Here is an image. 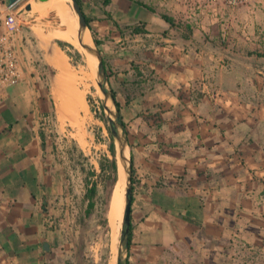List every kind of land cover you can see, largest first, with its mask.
<instances>
[{"label": "crops", "instance_id": "0c3cea01", "mask_svg": "<svg viewBox=\"0 0 264 264\" xmlns=\"http://www.w3.org/2000/svg\"><path fill=\"white\" fill-rule=\"evenodd\" d=\"M107 1L85 16L131 158L127 264H264V0L222 10L227 41L219 19L170 25ZM19 34L24 79L0 87V264H94L86 154L48 133L90 107L72 82L36 77ZM60 94L78 105L61 113Z\"/></svg>", "mask_w": 264, "mask_h": 264}, {"label": "rangeland", "instance_id": "374dc122", "mask_svg": "<svg viewBox=\"0 0 264 264\" xmlns=\"http://www.w3.org/2000/svg\"><path fill=\"white\" fill-rule=\"evenodd\" d=\"M31 1H34L36 5L41 4L37 0ZM80 1L82 3L83 12L87 17H89L90 13L94 12L97 8V0ZM136 1L144 4L153 12L159 15L164 14L171 18L173 14L179 10V5L174 0ZM66 3L71 8L73 14H75L72 9L71 2L67 1ZM223 9L225 8L222 5L221 1L218 3L217 7L214 8V10L211 11L210 9L209 12L205 13L204 19L209 22L213 20L217 22L216 19L219 18ZM261 10L262 19L264 20V8H262ZM30 11L24 10L17 19L21 24L19 32H22L25 35L26 40L28 39L29 42L27 44L26 55L28 56L29 60L31 59L33 61L34 66L39 68L38 76L36 74V77H39V79L42 80L45 79L48 84L52 82L55 83L57 79H61L64 81L65 77H69L68 79L76 87H78V89L81 91V94L86 97V100L90 107L89 112L86 111L84 113H81L80 117L78 118L79 123L74 126L75 128L65 127L61 133H58L55 124L48 128L49 134H53L55 138H58L59 136L61 137L62 140H59V143H69L73 147H78V151L83 150L85 152L86 156L84 157V165H86V171L92 175L91 181H93V184L96 185L97 194L95 198V208L92 214L89 216L90 218L88 221L89 228H91L89 229V236H87L90 240V250H86L84 254L85 258L88 261H93L96 257L97 260L94 264H116V245L118 247L117 240L119 239L120 230L118 234L116 231L118 221L114 228H112L108 224V208L105 209V201L108 198V195L110 196L111 193L109 192L108 194L107 192V187L109 186L110 181L104 180V178L100 174L99 169V162H101L103 158H112L108 151V146L110 143L108 119H112L113 116L109 114L104 109V107L106 106L112 112H114V107L109 100L105 101L104 96L97 85L98 81H100L97 74L95 75L94 80L93 69L83 46L77 45L75 42L71 43L66 38L57 35L45 37L43 38V40L38 38L26 24L24 19ZM217 30H220L219 26L216 28V31ZM57 41L69 43L73 46V50L68 48L62 50L57 45ZM22 42L24 43V39H22ZM54 47L60 48L63 53L60 52L62 53L61 55L57 54V59L55 58L57 60V63L55 66H52L51 64H49V62L51 63L49 59L48 62L46 61V56L52 51ZM93 47L97 49L95 45H93ZM74 52H77L79 56H75ZM58 56L63 57L65 71L62 66L58 65L60 64ZM21 59L23 62H26L25 57H21ZM68 79H65L66 81L64 82H68ZM56 101L57 110H59L60 103H62L61 96H58L56 98ZM74 103L78 105V101L76 99L74 100ZM60 109L66 110V107L61 106ZM62 133H64L65 136H62ZM93 165L96 166V171L98 173L95 176H93L95 171ZM124 257L126 259L125 255Z\"/></svg>", "mask_w": 264, "mask_h": 264}, {"label": "bare ground", "instance_id": "6f19581e", "mask_svg": "<svg viewBox=\"0 0 264 264\" xmlns=\"http://www.w3.org/2000/svg\"><path fill=\"white\" fill-rule=\"evenodd\" d=\"M67 1L70 2V0H45L43 2H40L41 6L36 5L34 1H31L30 2L31 3V11L24 18L26 24L34 32V34L42 40L45 37L57 35V36L66 38L71 43L75 42L77 45H82L83 48H84V45L92 48L93 47V41L91 39L90 32L88 30H85L84 32H81L78 30L77 17L75 14H73L71 8L67 5V3H66ZM84 50L86 51L87 56L90 60V64H91L92 69H93V76H94V80H95L96 69H97V65H98V59L96 56H94L90 52H88L85 48H84ZM57 54L61 55L62 53L57 52ZM57 54L55 56L56 59H57ZM55 58L51 62L52 66H55L57 63V60ZM61 60L62 61L59 60L60 64H58V65L62 66L64 71H65V64H63L64 62H63L62 56H61ZM68 78L65 77V79H68ZM65 79H64V81H66ZM57 81H59V80L57 79ZM68 81H70V80L68 79ZM65 85H67V83ZM58 88L60 90L59 86H58ZM63 90H65V89L63 88ZM63 94H60V96H62L61 100H63V98H66V100H68V102L73 105L75 98L70 96V94H67L66 96ZM80 97L83 99L82 94L80 95ZM60 106L64 107L63 105H61V103H60ZM60 106H59V108H61ZM74 109L72 108V110H74ZM85 110L87 111V109H85ZM58 111L61 112V110H58ZM124 153H125V157L127 159L129 157V152H128L127 147L125 148ZM117 166H118V171L122 175V178L125 179V176L123 177L122 166L119 162L117 163ZM123 185L124 184L121 182L118 185V187L116 188L117 191H115L113 193V196L110 199V205H109L108 211H107V220H108L109 226L114 228L117 221H118L117 226H116V231L118 234H119V230L121 227L122 213H123V208H124V188H123L124 186ZM117 243H118V240H117ZM117 248L118 247L116 245V249ZM116 256H117V254H116Z\"/></svg>", "mask_w": 264, "mask_h": 264}, {"label": "built area", "instance_id": "2783aa9c", "mask_svg": "<svg viewBox=\"0 0 264 264\" xmlns=\"http://www.w3.org/2000/svg\"><path fill=\"white\" fill-rule=\"evenodd\" d=\"M178 3L179 8L173 14L176 24H192L199 26L203 22L205 13L214 10L218 3L228 11L246 5L254 0H174ZM12 5L8 0H0V87H6L19 83L24 79L25 64L19 54L20 23L18 17L20 14H14L11 9ZM219 27L222 31L220 39L227 41L225 31L228 23L222 21V14L219 16Z\"/></svg>", "mask_w": 264, "mask_h": 264}, {"label": "water", "instance_id": "95a60500", "mask_svg": "<svg viewBox=\"0 0 264 264\" xmlns=\"http://www.w3.org/2000/svg\"><path fill=\"white\" fill-rule=\"evenodd\" d=\"M31 0H8V3L13 7L11 11L14 14H21L24 10H31ZM39 2H43L45 0H37ZM72 9L77 17L78 22V30L84 32L88 30L87 23L85 20V16L81 11L76 0H70ZM89 31V30H88ZM94 45V44H93ZM84 48L90 52L92 55L96 56L98 59V65L96 69V74L99 77L100 81H98L97 85L104 96L105 101L109 100L114 107V112L109 110L106 106L104 109L113 116V118H109V129L112 135L114 150H115V160H116V178L113 181L110 198L113 196L115 189L122 182L124 185V208L122 213L120 234L118 239V248H117V256H116V264H126L125 257L128 250V235L130 229V207L132 200V182H131V163L129 157L126 159L125 157V148L127 147V139L125 136L124 126L121 121L119 111L114 105V100L112 97V91L109 89L107 85V77L103 71L101 58L99 52L94 47L90 48L89 46L84 45ZM120 163L123 169V177L118 171L117 163ZM109 198V202H110ZM44 249H47V246L44 245Z\"/></svg>", "mask_w": 264, "mask_h": 264}, {"label": "trees", "instance_id": "16d2710c", "mask_svg": "<svg viewBox=\"0 0 264 264\" xmlns=\"http://www.w3.org/2000/svg\"><path fill=\"white\" fill-rule=\"evenodd\" d=\"M76 1L78 3L79 7L81 8V11L83 12L81 1L80 0H76ZM104 4L105 5L108 4V1L104 0ZM83 15L85 16L84 12H83ZM159 16L166 23H168L170 25L173 24V20H172L171 17H169L167 15H164V14H160ZM85 20H86L87 27H88V30L90 32L93 44L97 47L98 46V42L94 38V31L92 30V28L89 25L90 24V20L86 16H85ZM56 43L62 50H65V48L73 50V46L70 45L69 43L62 42V41H57ZM74 54H75V56H79L77 52H74ZM67 55H69V54H67ZM112 97H113V100H114V105L116 106L117 110L119 111V104L116 102L115 95H114L113 92H112ZM108 132H109V135H110V143H109V146H108V151H109V153H110L112 158L111 159H109L107 157L103 158L102 161L99 162V169H100V174L104 178V180L105 181H110V184L107 187V192L109 194V192H111V189H112L113 181L116 178V160H115L114 143H113V139H112V135H111L110 129H108ZM129 159L131 160V158H129ZM131 182L133 183L132 169H131ZM96 194H97L96 185L92 183L90 188L87 190L86 195H85V198H86V200L88 202L87 203L86 216H89L91 214V212L93 211V209H94ZM109 197L110 196L108 195V198L105 201V209H107L108 206H109ZM129 234H130V230H129ZM129 243H130V240H129V235H128V247H129ZM125 262L127 264V259H125Z\"/></svg>", "mask_w": 264, "mask_h": 264}]
</instances>
